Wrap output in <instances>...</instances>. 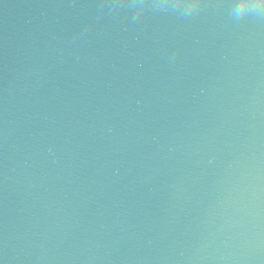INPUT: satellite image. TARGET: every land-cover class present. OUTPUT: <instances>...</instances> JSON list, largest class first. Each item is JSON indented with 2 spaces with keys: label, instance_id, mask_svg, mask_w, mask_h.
Segmentation results:
<instances>
[{
  "label": "water",
  "instance_id": "water-1",
  "mask_svg": "<svg viewBox=\"0 0 264 264\" xmlns=\"http://www.w3.org/2000/svg\"><path fill=\"white\" fill-rule=\"evenodd\" d=\"M0 0V264H264V7Z\"/></svg>",
  "mask_w": 264,
  "mask_h": 264
},
{
  "label": "clouds",
  "instance_id": "clouds-1",
  "mask_svg": "<svg viewBox=\"0 0 264 264\" xmlns=\"http://www.w3.org/2000/svg\"><path fill=\"white\" fill-rule=\"evenodd\" d=\"M188 9H192L196 6V0H190L185 5ZM264 7V0H239L234 6V12L237 16L242 15L252 9Z\"/></svg>",
  "mask_w": 264,
  "mask_h": 264
}]
</instances>
